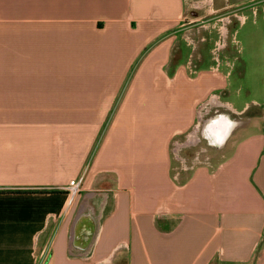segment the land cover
Returning <instances> with one entry per match:
<instances>
[{
	"label": "crops",
	"instance_id": "0c3cea01",
	"mask_svg": "<svg viewBox=\"0 0 264 264\" xmlns=\"http://www.w3.org/2000/svg\"><path fill=\"white\" fill-rule=\"evenodd\" d=\"M215 2L0 0V264H264V170L221 177L253 119L199 49Z\"/></svg>",
	"mask_w": 264,
	"mask_h": 264
},
{
	"label": "rangeland",
	"instance_id": "374dc122",
	"mask_svg": "<svg viewBox=\"0 0 264 264\" xmlns=\"http://www.w3.org/2000/svg\"><path fill=\"white\" fill-rule=\"evenodd\" d=\"M210 1L208 0V2ZM215 1L217 10L228 5L227 10L223 12L225 15L228 14L227 16L231 20L228 27L227 48L222 52L210 53L211 50L216 49L215 41L221 38V34L217 30L210 29L205 32L201 31V35H206L212 40L200 43L199 49L205 48L204 54L209 64L227 66L231 76H229V85L224 99L233 102L237 108H246L242 122L247 124L253 119V122L244 128L245 132H238L237 136H234L229 142L226 155L221 159V162L227 164L224 170L225 174L221 177H227L230 185L242 179L240 172L247 171L249 175L252 174V183L253 175L256 173L255 180L257 172L261 169L264 170V0H241V2L229 0V4H226V0ZM252 9H256V15L252 13ZM190 11H195L198 17L205 16L206 23L216 17L208 16L206 8L195 10L188 8L186 15L189 18L185 20L186 25L181 28V33H185V36L189 33L192 39L197 40L199 30L197 25L189 21L193 18ZM241 14L248 16L244 23L236 17ZM235 39L238 40L236 43ZM181 41L184 43L181 45L184 46L185 40L181 39ZM180 57L178 56L177 59ZM174 59L176 60V56ZM240 59L245 61L244 65ZM245 69L246 71H244ZM253 101H257L259 104L257 105ZM240 122L238 121V123ZM258 135L260 139L254 138ZM243 141H247V143L241 144ZM230 161L233 163L231 166L228 164ZM189 176H191V172L183 175L181 183L187 182ZM213 185H217V180ZM262 252L263 249L258 250V257L262 255ZM258 257H255L253 262Z\"/></svg>",
	"mask_w": 264,
	"mask_h": 264
},
{
	"label": "built area",
	"instance_id": "2783aa9c",
	"mask_svg": "<svg viewBox=\"0 0 264 264\" xmlns=\"http://www.w3.org/2000/svg\"><path fill=\"white\" fill-rule=\"evenodd\" d=\"M85 175L86 172L78 179L72 180L67 187L71 199H75L81 194L85 183Z\"/></svg>",
	"mask_w": 264,
	"mask_h": 264
},
{
	"label": "bare ground",
	"instance_id": "6f19581e",
	"mask_svg": "<svg viewBox=\"0 0 264 264\" xmlns=\"http://www.w3.org/2000/svg\"><path fill=\"white\" fill-rule=\"evenodd\" d=\"M235 126V124L234 123H232V128ZM224 127V124L223 123H221V128H218V130H217V132H216V135L218 134V141L220 140V139H222L223 140V138L225 137V136H227L229 133H230V131L232 130V128L231 127H225V128H223ZM221 129V130H220ZM224 129H225V131H224ZM230 137V136H229ZM218 143H220V142H218ZM93 202H94V199H93ZM89 205V204H88ZM93 207V206H92Z\"/></svg>",
	"mask_w": 264,
	"mask_h": 264
},
{
	"label": "water",
	"instance_id": "95a60500",
	"mask_svg": "<svg viewBox=\"0 0 264 264\" xmlns=\"http://www.w3.org/2000/svg\"><path fill=\"white\" fill-rule=\"evenodd\" d=\"M228 136H229V134H228L227 136H225V137L223 138V140L220 139V140H219L220 143H218V144L221 146V145L227 140Z\"/></svg>",
	"mask_w": 264,
	"mask_h": 264
},
{
	"label": "flooded vegetation",
	"instance_id": "af4514ba",
	"mask_svg": "<svg viewBox=\"0 0 264 264\" xmlns=\"http://www.w3.org/2000/svg\"><path fill=\"white\" fill-rule=\"evenodd\" d=\"M228 1H229V0H226V1H225L226 4H229ZM239 2H241V0H239ZM223 128H224V127H223ZM220 130H221V129H220ZM224 131H225V129H224Z\"/></svg>",
	"mask_w": 264,
	"mask_h": 264
}]
</instances>
